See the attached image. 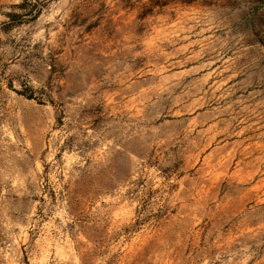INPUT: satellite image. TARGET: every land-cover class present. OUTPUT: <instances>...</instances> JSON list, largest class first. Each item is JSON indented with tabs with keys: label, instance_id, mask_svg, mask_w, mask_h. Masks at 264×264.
<instances>
[{
	"label": "rangeland",
	"instance_id": "1",
	"mask_svg": "<svg viewBox=\"0 0 264 264\" xmlns=\"http://www.w3.org/2000/svg\"><path fill=\"white\" fill-rule=\"evenodd\" d=\"M0 264H264V0H0Z\"/></svg>",
	"mask_w": 264,
	"mask_h": 264
}]
</instances>
